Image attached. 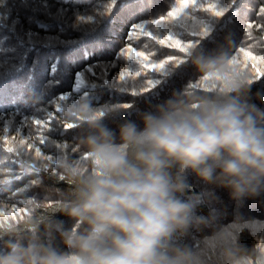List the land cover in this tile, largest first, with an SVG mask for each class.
<instances>
[{
  "label": "trees",
  "instance_id": "obj_1",
  "mask_svg": "<svg viewBox=\"0 0 264 264\" xmlns=\"http://www.w3.org/2000/svg\"><path fill=\"white\" fill-rule=\"evenodd\" d=\"M229 2L196 0L194 7L190 0L187 8L169 18L167 13L179 8L181 0H118L111 13L106 11L110 0H0V49L7 53V58L0 56V108L4 109L0 113V253L14 242L34 241L66 256L72 254L64 247L57 227L74 231L82 226H74L59 211L58 204L72 199V187L60 173L67 162L87 174L91 162L80 142L87 134V125L80 117L65 122L67 110L86 102L93 117L115 129L125 120L136 119L138 110L170 98H219L222 86L214 83L223 77L231 80L242 76L249 83L244 72L257 78L264 73V60L260 59L264 57V17L259 14L264 0H236L226 13L230 17L228 25L204 48L194 47L185 53L174 46L176 40L181 45L193 39L197 44L205 40L200 35L205 26L212 24L215 30V23L223 19L215 15V9ZM206 4L213 9L207 10ZM136 23H147L153 35L163 29L159 38L165 43L139 30L129 42L130 26ZM229 32L233 42L228 41ZM169 33L172 40L166 39ZM122 49L128 51L118 57ZM98 60L113 65L108 69V80L115 86L98 82L100 86L91 90L95 97L92 104L83 98L62 102L55 124L48 122V99L72 93L75 73ZM200 60L216 65L217 71L202 77L193 67ZM54 61L60 63L58 83L46 89L47 71ZM154 64H164L165 68H154ZM165 69L169 70L167 76ZM179 69L183 71L177 74ZM28 88L45 91L44 101L30 96L28 104L38 106L25 107L19 98L27 95ZM252 92L264 93L257 85ZM125 102L134 104V109L114 108ZM253 102L264 107L260 100ZM37 119L41 125L34 122ZM63 124L71 125V129L65 131ZM42 139L47 143L42 144ZM7 147L13 151L7 152ZM36 149H40L41 157L52 155L56 160L50 164L36 157ZM33 164L41 171L25 170ZM190 185L191 193L203 197L197 213L207 216L212 210L211 223L202 230H191L174 243L189 247L194 254L205 251L210 264H226L231 255L240 257L243 264H250L246 257L263 264L264 194L236 204L226 191L217 189L214 197L194 178H190ZM228 236H233L230 243ZM230 244L231 251L226 254V245Z\"/></svg>",
  "mask_w": 264,
  "mask_h": 264
},
{
  "label": "clouds",
  "instance_id": "obj_2",
  "mask_svg": "<svg viewBox=\"0 0 264 264\" xmlns=\"http://www.w3.org/2000/svg\"><path fill=\"white\" fill-rule=\"evenodd\" d=\"M193 67L202 77L217 71L203 60ZM254 99L264 103V93L241 76L222 80L219 98H170L115 129L86 102L67 110L65 122L80 117L87 125L80 142L91 162L87 174L67 162L60 173L72 199L59 211L82 226L57 227L72 254L14 242L0 264H195L192 250L174 241L209 227L212 210L197 213L204 201L190 178L236 204L264 194V107Z\"/></svg>",
  "mask_w": 264,
  "mask_h": 264
},
{
  "label": "snow or ice",
  "instance_id": "obj_3",
  "mask_svg": "<svg viewBox=\"0 0 264 264\" xmlns=\"http://www.w3.org/2000/svg\"><path fill=\"white\" fill-rule=\"evenodd\" d=\"M189 3H190V0H181L179 8H176L172 11H169L167 13V16L169 18H175L183 9H185L189 6ZM191 3L194 7L196 6V0H191ZM235 3H236V0H230V2L227 3L226 5H224L223 7L216 9L215 15L223 17V19H221L218 23H215V30H214L212 24L205 26L203 33L200 34V35H203L204 37H206L205 40H203L199 44H197L196 39H193L190 43H187L185 45H181L179 40H176L174 46L180 48V50L182 52H185V53H187L191 48H194V47L198 48V49L204 48L208 41L214 40L215 34L217 31H219L222 28H225L228 25L230 17H229V15H226V13H228L229 10L233 8ZM117 4H118V0H110L109 7L106 9V11L108 13L113 12V10L117 6ZM259 14L262 17H264V6L260 7ZM155 23H157V25H159L160 21H156ZM251 27H252V25H251V23H249V28H251ZM137 30H139L144 35L151 36L152 39H157L158 42L161 44L165 43V39L159 38L160 36L163 35L164 30L160 29L156 35H153V33L148 31L147 23H136V24H133L130 26V33H129V36L127 37L129 42H131L133 35L137 32ZM210 33L212 35H209ZM227 38H228L229 42H233V37H232L230 32H229ZM29 39H34V38H29ZM166 39L172 40L173 39L172 34L169 33V35L166 37ZM169 46H173V45L169 44ZM127 51H128V49H122L118 53V57H123ZM84 55H85V57H87V55H88L87 49L84 50ZM136 55L140 56V53L137 52ZM245 55H248V53L246 52ZM0 56H5V58H7V53H5L2 49H0ZM144 59H147V57H144ZM260 59L264 60V57H261ZM232 62L235 65V60L232 59ZM177 63L179 64V62H177ZM110 66H113V65H109V64H106V63L98 60V61L86 64L81 70L77 71L75 73V83H74V88H73L72 93H60L58 95V97L53 95L52 97H50L48 99L46 120L48 122H52L53 125L55 124V122L57 121V118H59L58 117V111L62 106V102H73L74 103V102L80 100L81 98H83V99L90 101V103L92 104V101L95 99V97L92 95L91 90L99 87L100 83H102L103 85H107L109 87H114L115 85L109 84V80H108V69ZM153 67L164 69L165 65L164 64H154ZM59 68H60L59 61H54L51 65L50 69L47 71L49 78L47 79V81L44 84V87L46 89L54 88V86L58 83V81L56 80V74L58 73ZM181 71H183V70L179 69L177 74H180ZM168 74H169V70L165 69L164 75L167 76ZM244 74H246L248 76L249 86L251 88V91L253 89V85H257L261 91H264V73L258 74V78L253 77V76H249L247 74V72H244ZM90 77L94 78V79H90ZM121 79H124L123 75L121 76ZM98 82H100V83H98ZM152 83L155 84V81H152ZM45 95H46L45 91L41 90L40 88H28L27 89V95L21 96L19 98V100L21 103L24 104L25 107H36L38 105L33 106V105L28 104V97H30V96L38 97L42 101H44ZM134 107H135L134 104L125 102L123 104L116 105L114 108H116V109L124 108V109H127L130 111V110H133ZM53 108L55 109V111H53ZM3 111H4V109L0 108V113H2ZM34 122L38 125L42 124V121L40 119H37ZM63 127H64L65 131H69L71 129V125H68V124H63ZM53 130H55V129L53 128ZM20 143L23 144L24 141L21 140ZM41 143L42 144L47 143V141L42 139ZM6 151L11 153L13 151V149L11 147H7ZM35 154H36V157L42 158V159L48 161L50 164H52L56 160V158L52 155H46V156L41 157L40 149H36ZM25 170L27 172H37L38 173L41 171V168L37 167L33 164L30 166H27ZM17 178L19 179V177H17Z\"/></svg>",
  "mask_w": 264,
  "mask_h": 264
},
{
  "label": "rangeland",
  "instance_id": "obj_4",
  "mask_svg": "<svg viewBox=\"0 0 264 264\" xmlns=\"http://www.w3.org/2000/svg\"><path fill=\"white\" fill-rule=\"evenodd\" d=\"M206 3H209V2L206 1ZM205 7L207 8V10L213 9V7L212 6H209L208 4H206ZM255 74H256V72H255ZM222 80H228V79L226 77H223ZM222 80H219V83H216L215 82L214 84H216L217 86H222ZM230 232H232V231L230 230ZM232 238H233V236H228L227 237V239L229 240V243H230V241H231ZM226 247L228 249H226L225 253L226 254H229L230 251H231V244L230 245H226ZM198 253L194 254L195 255V258H196L195 259V264H207V263L210 264L211 261H209L208 258H206L207 255H206L205 251L203 252V254H199L198 255ZM226 264H243V261H242V259L240 257H238L236 255H231V256H228L227 263ZM263 264H264V260H263Z\"/></svg>",
  "mask_w": 264,
  "mask_h": 264
}]
</instances>
